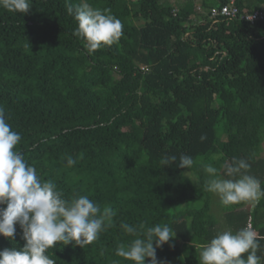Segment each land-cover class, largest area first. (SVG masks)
<instances>
[{
    "label": "trees",
    "instance_id": "1",
    "mask_svg": "<svg viewBox=\"0 0 264 264\" xmlns=\"http://www.w3.org/2000/svg\"><path fill=\"white\" fill-rule=\"evenodd\" d=\"M229 1L31 0L27 14L0 7V106L21 135L16 150L65 199L86 195L115 212L91 244L49 248L56 264H134L116 255L138 238L122 223L138 235L168 225L176 237L157 248L158 264H199L223 214L233 233L251 223L264 264V198L223 206L206 190L204 165L228 178L223 165L234 157L264 188V21L211 19ZM234 1L240 14L264 7ZM81 2L121 20L117 43L89 52L73 35L66 4ZM182 154L193 158L190 169L177 167ZM166 156L177 159L162 166ZM16 227L12 240L0 236V250L23 247Z\"/></svg>",
    "mask_w": 264,
    "mask_h": 264
},
{
    "label": "clouds",
    "instance_id": "2",
    "mask_svg": "<svg viewBox=\"0 0 264 264\" xmlns=\"http://www.w3.org/2000/svg\"><path fill=\"white\" fill-rule=\"evenodd\" d=\"M0 7L27 14L31 0H0ZM66 7L78 25L73 35L84 41L89 52L111 46L123 35V24L110 14V9L93 8L87 2L67 3ZM20 140L21 135L11 129L5 109L0 106V236L12 240L19 225L25 241L23 247L0 250V264H56L46 254L49 248L61 242L64 246L73 244L81 248L91 244L98 239L106 221H110L115 212L111 207L101 210L86 195L65 199L56 184L51 180L42 181L36 168L16 150ZM176 159V156H166L160 164L168 166ZM75 163L74 158L67 157V167ZM193 164L191 156L182 154L177 167L190 169ZM250 167L246 160L234 157L231 164L223 165L224 176L228 177L223 178L216 167L204 165V171L210 177L206 190L216 194L223 206L258 202L264 198V188L260 180L247 174ZM121 228L138 238L126 247L118 246L116 255L134 264H145L146 259L150 264H158L157 248L176 237L168 225L148 227L140 235L137 228L129 224L122 223ZM259 248L257 233L249 225L235 233L224 231L217 234L202 246L198 261L199 264H261V257L257 255ZM244 254H247L246 258Z\"/></svg>",
    "mask_w": 264,
    "mask_h": 264
},
{
    "label": "built area",
    "instance_id": "3",
    "mask_svg": "<svg viewBox=\"0 0 264 264\" xmlns=\"http://www.w3.org/2000/svg\"><path fill=\"white\" fill-rule=\"evenodd\" d=\"M211 19L225 18V19H238L243 22L255 23L264 21V7L259 10H255L251 13L244 12L239 13V9L235 5L234 0H230L228 4L221 6L220 8H213L210 11Z\"/></svg>",
    "mask_w": 264,
    "mask_h": 264
},
{
    "label": "crops",
    "instance_id": "4",
    "mask_svg": "<svg viewBox=\"0 0 264 264\" xmlns=\"http://www.w3.org/2000/svg\"><path fill=\"white\" fill-rule=\"evenodd\" d=\"M249 204H247L246 206H245V208H248L249 206H248ZM251 206V205H250ZM253 207V206H252ZM251 207V208H252ZM226 224V217H225V215L223 214V215H221V218H220V220H219V226H218V228L220 229L219 231L222 233V232H224V231H228V228H227V225H225ZM251 226V228H252V225H251V223H249L248 224V226ZM253 229V228H252ZM256 233H257V231L255 230V229H253ZM258 234V233H257Z\"/></svg>",
    "mask_w": 264,
    "mask_h": 264
},
{
    "label": "rangeland",
    "instance_id": "5",
    "mask_svg": "<svg viewBox=\"0 0 264 264\" xmlns=\"http://www.w3.org/2000/svg\"><path fill=\"white\" fill-rule=\"evenodd\" d=\"M214 196H215V200L217 201V203H220L219 197L216 194H214ZM248 203H251V201H248Z\"/></svg>",
    "mask_w": 264,
    "mask_h": 264
}]
</instances>
